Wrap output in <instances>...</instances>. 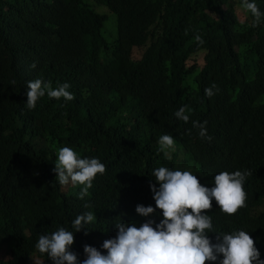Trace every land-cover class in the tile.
Listing matches in <instances>:
<instances>
[{"label": "trees", "instance_id": "trees-1", "mask_svg": "<svg viewBox=\"0 0 264 264\" xmlns=\"http://www.w3.org/2000/svg\"><path fill=\"white\" fill-rule=\"evenodd\" d=\"M95 5L116 17L111 43ZM251 24L240 0H0V264H52L39 236L71 230L88 211L96 218L71 250L79 260L85 244L106 252L116 223L139 226L135 206L155 207L149 185L160 166L208 187L220 171L249 170L244 207L226 215L213 199L203 211L217 231H248L264 258V16ZM36 78L67 82L74 98L45 95L27 109ZM212 84L219 91L207 97ZM182 105L187 123L174 116ZM193 120L207 121L211 141ZM161 134L175 140L171 160L157 151ZM63 146L105 165L83 199L81 186L55 180Z\"/></svg>", "mask_w": 264, "mask_h": 264}, {"label": "clouds", "instance_id": "clouds-1", "mask_svg": "<svg viewBox=\"0 0 264 264\" xmlns=\"http://www.w3.org/2000/svg\"><path fill=\"white\" fill-rule=\"evenodd\" d=\"M240 3L250 13L252 27L261 23L264 13H261L255 0H240ZM195 40L203 42L199 34L195 35ZM32 67H35L34 63ZM69 88L67 82L53 88L40 78L27 81L24 105L32 110L45 95L55 100L63 98L64 101H71L74 97ZM218 91L212 84L204 89V95L212 97ZM174 116L185 123L189 121L184 105L174 112ZM206 124L207 121H192L193 127L198 128V137L211 141ZM157 144V151L171 160L176 151L173 136L161 134ZM52 171L61 186L69 183L73 187L81 186L77 195L83 199L97 174L105 172V165L96 157H81L74 149L63 146L56 153ZM249 175L247 169L220 171L212 177V186L208 187L189 170L155 167L151 176L156 183L149 185L155 207L135 206V212L145 218L139 226L134 221L116 223L115 236L100 245V249L106 252L85 244V258L79 260L71 250L74 234L81 230L87 234L90 230L87 226L96 218L91 211L78 214L71 221V230L58 227L51 234H41L35 247L46 254L52 264H205V261L209 264H264V258H261L260 250L248 231H217L211 215L203 211L212 207L213 199L226 215L244 207L247 199L244 184ZM209 233L217 234L215 242L209 238Z\"/></svg>", "mask_w": 264, "mask_h": 264}, {"label": "rangeland", "instance_id": "rangeland-1", "mask_svg": "<svg viewBox=\"0 0 264 264\" xmlns=\"http://www.w3.org/2000/svg\"><path fill=\"white\" fill-rule=\"evenodd\" d=\"M93 8H94V6H93ZM94 9L99 14L106 17V24H105V28H104L105 35L107 36L110 43L115 41V39L117 37L116 17L113 14H111L109 9L105 6L99 7V6L95 5Z\"/></svg>", "mask_w": 264, "mask_h": 264}, {"label": "bare ground", "instance_id": "bare-ground-1", "mask_svg": "<svg viewBox=\"0 0 264 264\" xmlns=\"http://www.w3.org/2000/svg\"><path fill=\"white\" fill-rule=\"evenodd\" d=\"M112 118V117H111ZM76 210V209H75ZM39 264V263H38Z\"/></svg>", "mask_w": 264, "mask_h": 264}]
</instances>
